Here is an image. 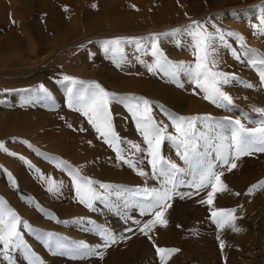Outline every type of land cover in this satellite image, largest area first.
<instances>
[{
	"label": "rangeland",
	"instance_id": "obj_1",
	"mask_svg": "<svg viewBox=\"0 0 264 264\" xmlns=\"http://www.w3.org/2000/svg\"><path fill=\"white\" fill-rule=\"evenodd\" d=\"M262 9L264 0H0V141L8 149H0V197L32 226L30 231L21 225L20 231L35 257L44 264H162L156 251L159 246L179 249L171 254L167 264H203L194 242H208L223 251V241L236 246L226 248L230 250L229 257H210L204 264H230L232 260L233 264H264V208L255 206L264 199L252 201L249 194L241 199L244 195H240L243 188L235 180L238 178L229 176L228 180L221 179L234 194L239 193L237 200L230 203L222 197L214 199L212 205L200 203L207 199L211 188L190 186L192 177L182 158L183 149L168 139L164 140L161 153L185 170L177 173V179L184 183L174 189L168 201L171 207L164 211L167 225L157 224L148 235L140 231L153 215L142 213L145 197L135 195V191L145 187L159 189L162 179L152 175L146 142L127 107L133 95L152 101L153 117L167 125V134L171 135H176V131L168 112L215 118L219 125L212 130L197 122V128L207 136L198 141L194 158L219 164L217 170L229 175L228 165L219 159L221 138L229 136L233 127L224 118L233 122L239 119L249 128L260 126L264 114L254 109L264 108V65L250 64L255 53L245 55L238 36L227 33L242 35L247 49L264 54V34L252 27L259 23ZM193 21L202 22L209 31L219 28L225 33L229 47L215 42L214 70L235 73L243 81L222 86L232 97V104L227 107L204 99V92L183 71L175 79L159 70L149 71L156 60L151 52L152 34H170L161 36L159 42L169 60L195 62L191 38L183 31ZM175 29L182 31L172 35ZM116 38H121L119 47L123 51H111L114 45H107L106 51V41ZM233 49L240 54L239 60ZM65 76L78 82L65 80ZM91 82L118 95L110 104L112 123L121 138L123 155L135 162V168L118 158L115 148L77 110L78 105L69 107L70 95H84ZM155 85L157 90L152 88ZM162 86L183 91L182 102L187 104L167 101L160 95L166 94L159 91ZM133 144L144 150L137 151ZM241 159L236 160L237 166L239 161L264 165V152H253ZM61 161L65 163L62 165ZM67 166L78 168L82 176L94 181L122 187L107 190L111 193L107 200H97L93 208H88L79 202ZM137 169L148 175H139ZM46 178L62 182L60 190L50 192ZM261 180L264 173L244 182V187L257 185ZM93 187L106 191L98 183ZM213 208L235 209V221L238 217L243 219L242 223H234L240 231L228 224L223 228L217 225L211 215ZM81 219L83 223L79 222ZM97 226L111 229L117 237L115 244L100 249L103 258L92 255L74 259V253L61 254L40 238L51 232L89 245L102 244L94 230ZM165 230L168 238L161 243L158 237ZM238 233L243 234L241 241ZM148 242L152 243L149 249L145 247ZM8 255L11 261L0 252V264H30L22 248L10 249ZM122 257L127 261L122 262Z\"/></svg>",
	"mask_w": 264,
	"mask_h": 264
},
{
	"label": "snow or ice",
	"instance_id": "obj_2",
	"mask_svg": "<svg viewBox=\"0 0 264 264\" xmlns=\"http://www.w3.org/2000/svg\"><path fill=\"white\" fill-rule=\"evenodd\" d=\"M252 27L257 29L260 34H264V9H262L259 23L252 25ZM181 31V29H175L171 34L174 35ZM183 31L191 38L192 42L190 47L194 50L193 54L196 57L195 62H174L169 60L164 51L160 48L159 42L161 36H168L170 34H152L150 37L152 41L151 52L152 55L156 57V60L153 65L149 66V71L155 72L159 70L174 79L180 71H183L191 78L197 87L204 92V99L220 107L231 105L232 97L223 90L222 86L231 84L233 81L241 83H243V81L242 78L237 77L235 73L214 70L217 65V61L213 58V54L216 51L215 42L218 40L225 47H229L225 40L224 31L219 28H217L215 32L209 31L204 27L203 23L199 21H193L190 25H187ZM227 35L238 36L241 46L245 48V55L255 53V56L249 60L250 64L253 66L257 64L264 65V54L259 53L257 50L247 49L242 35L236 32H228ZM120 43L121 38L106 41L105 50L109 51L107 45H114L115 48L111 49V51L122 52V48L119 47ZM233 54L237 60L240 59V54L237 53L235 49H233ZM64 79L72 80L73 83L78 82L69 76H65ZM261 79H264V70L261 71ZM180 86L182 87L183 85L181 84ZM248 86L251 87L252 85L249 84ZM117 98V94L107 91L99 83L91 82V87L84 95H77L74 98L70 95L69 107H73L74 103L78 105L77 110L82 111L105 142L115 148L118 153V158L135 168V162L132 159H126L123 155L122 149L120 148L121 138L116 133L112 123L110 104ZM151 104L152 101L143 97H135L134 95L129 99L127 104L146 142V151L150 157L152 175L162 179V187L159 189L145 187L135 191V195H142L145 197L146 202L141 206L142 213H151L153 215V219L148 220L140 229L145 235H148L157 224L167 225V220L164 219V211L168 207H171L168 201L172 199L174 189L179 184L184 183V181L177 179V173H183L185 170L166 159L161 153V146L165 139L173 141L178 148L183 149L182 158L188 163L189 174L192 177L190 186L196 189L211 188V191L207 194V199L201 200L200 203L212 205L216 193L228 190L227 185L221 179L224 172L217 170L220 166L219 164L210 162L202 163L198 158H194L197 157L196 149L198 141L207 136L206 132H202L197 128V122L202 124L205 129L212 130L213 126L219 125V121L210 115L183 116L168 112L166 114L169 116L176 131V135H171L167 134V125L158 123L153 117ZM254 111L264 114V108H255ZM224 119L228 120L233 127L230 129L229 136L221 138L222 143L219 159L224 165H228L227 170L231 171L237 167L236 160L241 156L251 155L253 152H264V119L259 121V127L253 128L246 127L239 119L234 122L231 121L230 118ZM132 147L137 149V151L144 150L136 144H133ZM0 149L8 151L2 141H0ZM11 154L18 155L17 153ZM20 158L25 160L31 167H35L31 165V161H27L25 157L21 156ZM64 163L65 162L61 161L62 165ZM67 170L68 174L72 177L79 202L86 205L88 208H93L94 202L97 200H107L108 196L111 195L107 190L122 187L84 177L80 174L78 168L67 166ZM37 171L39 170L37 169ZM137 171L141 176L148 175L143 169H137ZM8 175L11 176V173H8ZM12 182L15 183L14 178H12ZM46 182L48 183V190L50 192H58L62 186V182L58 184L53 178H46ZM97 183L101 189H105L106 191L103 193L97 191V189L93 187V185ZM259 185L264 186V181L259 182ZM256 187L257 185H253L249 188V193ZM115 194L121 195L120 192ZM236 195H239V193H236ZM41 210L45 211L42 208ZM234 212L235 209L213 208L211 215L215 223L221 228L228 224L233 227L235 231H240L234 224L236 219ZM79 222L83 223V220L81 219ZM64 223L67 222L65 221ZM137 223H139V221H137ZM21 225L32 231V226L27 221H24L19 214L0 197V246H2L0 247V252L4 253L5 258L11 261L12 258L8 255L9 250L13 248H22L30 258V264H44L41 259L32 254L31 249L24 241L23 234L20 231ZM94 230L96 234L102 238V244L89 245L85 241H74L67 237H60L58 234L51 232L43 233L40 235V238L43 239L49 247L60 251L61 254L74 253L75 255L72 257L74 259L86 258L92 255L103 258L104 252L100 249H107L112 244H115L117 242V237L111 229L107 227L97 226ZM128 231H131V229H128ZM123 238L124 237H120V239ZM148 238L151 239V236ZM223 247L224 243L221 241V248ZM156 251L162 264H167V260L171 254L179 251V249L157 246Z\"/></svg>",
	"mask_w": 264,
	"mask_h": 264
},
{
	"label": "bare ground",
	"instance_id": "obj_3",
	"mask_svg": "<svg viewBox=\"0 0 264 264\" xmlns=\"http://www.w3.org/2000/svg\"><path fill=\"white\" fill-rule=\"evenodd\" d=\"M158 20V19H157ZM162 20V19H161ZM148 22H149V20H148ZM147 24V23H146ZM50 43V42H49ZM53 47V46H52ZM36 48L34 47V50H35ZM243 68V67H242ZM7 73V72H6ZM0 75H2V73H0ZM152 88H155L156 90L158 89L157 87H156V85L155 86H153ZM152 88H150V91H151V89ZM153 90V89H152ZM155 91V90H154ZM159 91H163V92H165L166 94H165V96L162 94V93H160V95L162 96V97H164L165 99H167V101H170V102H180V103H182V104H184V105H186L185 104V102L183 103L182 101L185 99V98H183V91H182V93H180V92H177V91H175V90H173V91H171L170 89H168V88H166V87H161L160 89H159ZM185 93V92H184ZM186 94V93H185ZM185 97H186V95H185ZM169 99V100H168ZM187 100V99H186ZM264 107V106H263ZM258 153V152H257ZM245 156H247V155H245ZM245 156H241V157H245ZM241 157L239 158V159H241ZM241 161H243V159H241ZM241 161H239L238 162V166L236 167V168H234L233 169V171H230V174L229 175H226L228 172H225V171H223L224 172V174H223V179H226V180H228L227 178L230 176H235L236 178H238V179H235V180H237L239 183H240V187L242 186V188H243V194L242 193H240V195H244L243 197H241V199H243V198H247V194H249L250 196H248L249 198L251 197V199L252 198H254V200L256 199V198H263L264 199V186H260L259 185V182H261V181H264V180H261V181H259L258 182V184H257V187L256 188H254L255 189V191H252L251 193H249V188H251L253 185H246L245 184V187H244V182H248V181H251L252 179H257L258 177H259V175L260 174H262V173H264V165H262L263 163L262 162H260V163H257V162H255V161H253V162H248V163H244V162H242L241 163ZM226 167V166H225ZM253 189V190H254ZM233 190V189H232ZM241 191V190H240ZM235 192V191H234ZM236 193V192H235ZM246 194V195H245ZM222 197H225L227 200H230V203H231V201L232 202H234L235 200H237L238 199V197H237V195L236 194H234L229 188H228V190L227 191H224V192H218V195L216 196V198L215 199H221ZM252 201H253V199H252ZM254 203V202H253ZM239 205V204H238ZM258 205V208H264V200H263V202H261V203H256V205L255 206H257ZM256 209H257V207H256ZM261 210V209H260ZM236 222H238V223H242L243 222V219L242 218H240V217H238V220L237 221H234V223H236ZM241 237H243V234L242 233H238V235H237V238L239 239V241H241ZM158 238H160V239H162L161 241V243H163V242H166L167 241V238H168V234L166 233V230L165 231H163V233L161 234V236L160 237H158ZM237 240V239H236ZM151 244L152 243H147V245H145V247L146 248H150L151 247ZM210 243H206V242H204V241H195L194 242V244H193V246H195V248L197 249V251H196V255H197V257H198V259L200 260V262H203V264H204V261L205 260H207L208 258H210V257H214V258H216V257H220V256H228V255H230V250H226V248L228 249V248H235L236 246L234 245V246H231L230 245V243H228V242H226L225 244H224V250L223 251H221V250H219V249H217L216 247H215V249L213 248V246H211V245H209ZM217 246V245H216ZM238 249V248H237ZM232 255H235V254H233L232 253ZM238 255V254H237ZM239 255H241V254H239ZM229 257V256H228ZM234 257H236V259H237V256L235 255ZM238 258H239V256H238ZM220 259V258H219ZM222 259V258H221ZM235 259V262L237 261ZM232 260V259H231ZM230 260V261H231ZM241 260H242V258H241ZM127 261V259H125L124 257H122V262H126ZM215 261H216V259H215ZM229 261V262H230ZM168 262V261H167ZM232 262H233V260H232ZM231 262V263H232ZM234 262V263H235ZM240 262V261H239ZM213 262L212 261H210V264H212ZM230 263V264H231ZM209 264V263H208ZM233 264V263H232ZM236 264H237V262H236Z\"/></svg>",
	"mask_w": 264,
	"mask_h": 264
}]
</instances>
